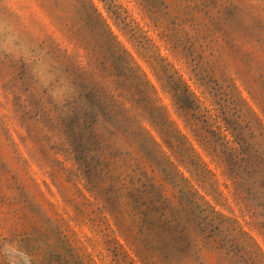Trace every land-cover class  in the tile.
I'll return each instance as SVG.
<instances>
[{
	"label": "rangeland",
	"instance_id": "374dc122",
	"mask_svg": "<svg viewBox=\"0 0 264 264\" xmlns=\"http://www.w3.org/2000/svg\"><path fill=\"white\" fill-rule=\"evenodd\" d=\"M94 10L152 86L156 106L214 174L202 176L164 144L143 169L159 194L205 219L206 232L183 215L182 240L144 230L154 246L141 250L148 242H136L118 203L88 189L47 89L51 66L59 82L74 65L104 77L99 61L108 54L87 22ZM29 58L25 70L20 62ZM172 76L199 98V115L210 108V122L218 110L208 93L216 101L222 96L264 151V0H0V264H264V215L251 220L187 130ZM141 113L123 127L135 137L148 128L161 143ZM129 142L142 165L140 140Z\"/></svg>",
	"mask_w": 264,
	"mask_h": 264
},
{
	"label": "trees",
	"instance_id": "16d2710c",
	"mask_svg": "<svg viewBox=\"0 0 264 264\" xmlns=\"http://www.w3.org/2000/svg\"><path fill=\"white\" fill-rule=\"evenodd\" d=\"M99 20L100 15L94 10L92 15H88L87 22L91 25L92 36L102 43L108 54L99 61L106 75L103 73L101 76L104 77L99 79L95 73L85 74L74 65V70L63 69V79L59 82V78L54 77L56 67L51 66L47 89L59 131L65 137L77 164L84 168L88 189L93 195L96 192L97 197L104 194L118 203L124 215L122 217L132 223L131 230L135 231L136 242H148L147 247L141 246V250L148 251L154 246L153 239L143 237L144 230L152 232L156 228L161 238L182 240L183 228L179 229V226L183 215L201 225V230L206 232L205 219L194 216L189 207L181 209V202L175 204L164 193L159 194L143 169L147 171L146 166L152 163L156 148L161 149L164 144L182 163L186 166L191 164L202 176L214 174L168 112L156 106L150 91L152 86L140 74L139 68L119 42L115 41L106 25L99 24ZM28 60L20 62L25 70L30 67L32 58ZM105 77L111 78L113 85L109 86ZM168 80L171 84L175 83L172 97L187 130L192 133L202 152L222 169L232 183L237 202L251 220L260 222L264 215V151L261 145L251 142L253 134L245 130L238 115L230 112L221 95L216 101L208 93L211 104L218 110L213 122H210L206 118L210 108L199 115V98L187 85L176 84L173 76ZM139 109L146 114L141 113V116L149 121L161 143L148 128H143L141 137H135L133 130L123 127L124 122L132 124L137 121L133 113ZM127 133L133 137H127ZM228 135L231 140L227 139ZM130 139L140 140L147 160L142 165L137 162L140 156L130 144ZM131 161L136 162L135 169L131 170L134 176H138V188L134 176L128 173ZM104 185L106 188H103ZM263 224L264 219L261 226Z\"/></svg>",
	"mask_w": 264,
	"mask_h": 264
}]
</instances>
